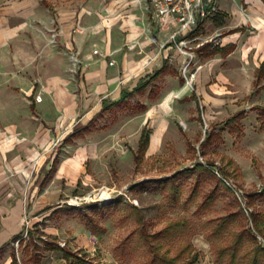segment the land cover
<instances>
[{"label":"rangeland","instance_id":"374dc122","mask_svg":"<svg viewBox=\"0 0 264 264\" xmlns=\"http://www.w3.org/2000/svg\"><path fill=\"white\" fill-rule=\"evenodd\" d=\"M133 1L149 25L160 27L148 1ZM212 29L204 33L214 43ZM197 42L189 43L195 53L191 70L198 67ZM182 64L176 61L173 71L193 93L196 125L181 116L187 99L167 110L150 104L163 87V76H157L103 119L76 127V141H56L57 157L40 174L41 187L68 141L74 142L71 150L88 149L86 170L62 194L63 202L24 208L28 222L0 247V264L7 256L16 264H251L254 250H264V108L239 111L233 121L209 118L195 92L196 74L187 82ZM148 112L149 137L155 128L164 135L141 150ZM56 244L74 256L67 261L52 248ZM259 258L264 264L262 253Z\"/></svg>","mask_w":264,"mask_h":264},{"label":"crops","instance_id":"0c3cea01","mask_svg":"<svg viewBox=\"0 0 264 264\" xmlns=\"http://www.w3.org/2000/svg\"><path fill=\"white\" fill-rule=\"evenodd\" d=\"M218 7L226 13L222 25L211 17L187 35L201 47L198 99L209 118L231 119L264 108V0H218ZM142 16L133 0H0V247L26 226L24 208L63 202L62 194L85 172L88 149L71 150L74 142L68 141L41 187L40 174L57 157L54 143L76 141L75 128L106 117L123 94L140 95L150 79L163 76L150 104L167 110L187 99L181 116L195 115L193 93L177 81L172 66L185 56L173 42L163 45L174 27L163 32ZM206 27L213 28L216 42L205 35ZM53 32L58 35L51 41ZM151 118L148 112L143 128ZM163 135L155 128L149 149Z\"/></svg>","mask_w":264,"mask_h":264},{"label":"built area","instance_id":"2783aa9c","mask_svg":"<svg viewBox=\"0 0 264 264\" xmlns=\"http://www.w3.org/2000/svg\"><path fill=\"white\" fill-rule=\"evenodd\" d=\"M149 8L153 13L154 19L158 21L161 28L167 29L174 27L169 32L167 40L163 43L173 42L185 59L182 64L184 76L187 82H190L197 69H190L195 59V53L191 50L192 39L187 33L198 28L199 24L213 17L218 11V0H146ZM58 32H53L51 41H54ZM94 54L99 53L98 49L93 50ZM113 63V61H111ZM36 99H41L40 94Z\"/></svg>","mask_w":264,"mask_h":264},{"label":"trees","instance_id":"16d2710c","mask_svg":"<svg viewBox=\"0 0 264 264\" xmlns=\"http://www.w3.org/2000/svg\"><path fill=\"white\" fill-rule=\"evenodd\" d=\"M225 17H226V13L223 12V11H218L214 16H213V20L215 22L216 25H222L225 21ZM128 98V94L125 93L122 95V97L120 98V101H117V102H114L113 104H119L120 102L124 101L125 99ZM239 115L237 116H234L231 118L230 121H233L235 118H237ZM149 136H150V132L149 130L144 127L143 130H142V133H141V136H140V139H139V149H144L147 147L148 143H149ZM17 236V235H16ZM53 249H56V250H59V251H62L63 252V257L68 261L69 259H71L72 256H74L71 252H68L66 250H64V248H62L60 245L56 244L52 247ZM262 253V255L264 256V250H259V249H255L254 252H253V257H252V261H251V264H259V255ZM86 261V260H85ZM79 259L77 261H72L70 260L69 263L71 264H77L79 263ZM96 264L94 262H84V263H81V264ZM10 264H16V258L14 256H12V259H11V262Z\"/></svg>","mask_w":264,"mask_h":264}]
</instances>
